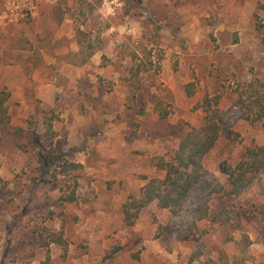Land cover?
I'll return each mask as SVG.
<instances>
[{
  "label": "rangeland",
  "instance_id": "obj_1",
  "mask_svg": "<svg viewBox=\"0 0 264 264\" xmlns=\"http://www.w3.org/2000/svg\"><path fill=\"white\" fill-rule=\"evenodd\" d=\"M3 89L0 264H264V172L229 195L221 170L264 145V0H0ZM216 109L185 210L127 222Z\"/></svg>",
  "mask_w": 264,
  "mask_h": 264
},
{
  "label": "trees",
  "instance_id": "obj_2",
  "mask_svg": "<svg viewBox=\"0 0 264 264\" xmlns=\"http://www.w3.org/2000/svg\"><path fill=\"white\" fill-rule=\"evenodd\" d=\"M9 97V91L0 90V123L2 124L10 123ZM263 115L264 108L258 117ZM223 124L224 119L216 109L207 114L202 125L192 127L184 135L170 159L161 161L160 166L166 171L165 176L151 178L139 194L131 195L130 200L125 202L123 210L127 222L133 221L137 214L153 201H157L160 208H168L174 214L185 210L189 199L205 175L203 159L224 130ZM11 132L16 136H24V128L21 126L13 127ZM221 170L228 175L230 185L228 194H241L264 172V145L248 148L236 165L223 163ZM71 199H74V196ZM195 213L198 218L206 217L208 205L197 207ZM51 235L52 241L66 249L67 241L63 231H54Z\"/></svg>",
  "mask_w": 264,
  "mask_h": 264
}]
</instances>
